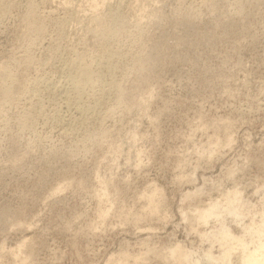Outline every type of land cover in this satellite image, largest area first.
<instances>
[{
    "label": "rangeland",
    "instance_id": "rangeland-1",
    "mask_svg": "<svg viewBox=\"0 0 264 264\" xmlns=\"http://www.w3.org/2000/svg\"><path fill=\"white\" fill-rule=\"evenodd\" d=\"M260 238L264 0H0V264H241Z\"/></svg>",
    "mask_w": 264,
    "mask_h": 264
},
{
    "label": "bare ground",
    "instance_id": "bare-ground-1",
    "mask_svg": "<svg viewBox=\"0 0 264 264\" xmlns=\"http://www.w3.org/2000/svg\"><path fill=\"white\" fill-rule=\"evenodd\" d=\"M68 4V3H67ZM71 6V5H70ZM99 6V5H98ZM97 7V6H96ZM76 8V7H75ZM102 8V7H101ZM95 12H96V10H95ZM144 12V11H143ZM127 16V15H126ZM27 17V16H26ZM138 17V16H137ZM141 17V16H140ZM4 18V17H3ZM28 18V17H27ZM140 20V19H139ZM137 21V20H136ZM25 23V22H24ZM37 26V25H36ZM90 28V27H89ZM30 30V29H29ZM91 32V31H90ZM108 32H110V31H108ZM114 32V31H113ZM112 35V34H111ZM102 41V40H101ZM80 47V46H79ZM90 48V47H89ZM76 51H78V50H76ZM141 54V53H140ZM99 55V54H98ZM137 55V54H136ZM146 60V59H145ZM82 61V60H81ZM50 62V61H49ZM48 63V62H47ZM64 66V65H63ZM87 67V66H86ZM40 68V67H39ZM84 68V67H83ZM133 70V69H132ZM142 71V70H141ZM81 72V71H80ZM89 74V73H88ZM82 76V75H81ZM89 76V75H88ZM86 77V76H85ZM13 79V78H12ZM91 79V78H90ZM98 79V78H97ZM128 81V80H127ZM3 88V87H2ZM7 91H9V90H7ZM6 91V92H7ZM3 93H4V91H3ZM6 94V93H5ZM2 95V94H1ZM4 103V102H3ZM30 113V112H29ZM30 116V115H29ZM21 120H22V118H21ZM3 122V121H2ZM20 158V157H19ZM72 182V181H71ZM61 188V187H60ZM55 191H57V190H55ZM56 193V192H55ZM230 209V208H229ZM231 210H233L234 211V209L233 208H231ZM199 213H201V215L199 216L200 218H202V219H204V220H206V221H208V219H209V217L210 216H212V215H217V214H219V208H218V204H214V205H212V206H210V207H208V209H206V211H203V212H199ZM235 213V212H234ZM239 215V214H238ZM240 218V217H239ZM262 226V225H261ZM254 230V229H253ZM259 230H261V229H259ZM262 231V230H261ZM221 234V233H220ZM231 235H233L232 233H230V231H224L223 233H222V240L224 241V242H226L227 241V239L231 236ZM234 236V235H233ZM258 236H260V235H258ZM262 237V236H261ZM235 238L240 242V244L243 246V248H246L247 247V245L245 244V240H242L241 238H239V237H236L235 236ZM224 244V243H223ZM20 245H24L23 243L22 244H20ZM21 247V246H20ZM19 247V248H20ZM257 247V246H256ZM175 249H176V247H175ZM228 249V248H227ZM14 250V249H13ZM17 250V249H16ZM226 250V249H225ZM229 250V249H228ZM227 250V251H228ZM15 251V250H14ZM13 251V252H14ZM32 251V250H31ZM11 252H12V250H11ZM173 252H176L175 254L177 255V253H178V255H179V257H180V260L181 261H183V262H187V260H188V256H187V254H185L184 252H183V250H182V248H180V247H178L176 250H173ZM16 254V253H15ZM177 255V256H178ZM227 255H229V253L227 254ZM175 256V255H174ZM126 261V260H125ZM241 264H264V239H262V238H260V242H259V245H258V247L257 248H255V249H253V250H249V251H243V255H242V262H241Z\"/></svg>",
    "mask_w": 264,
    "mask_h": 264
}]
</instances>
